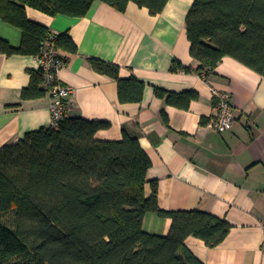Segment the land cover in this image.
I'll list each match as a JSON object with an SVG mask.
<instances>
[{
  "label": "crops",
  "instance_id": "obj_1",
  "mask_svg": "<svg viewBox=\"0 0 264 264\" xmlns=\"http://www.w3.org/2000/svg\"><path fill=\"white\" fill-rule=\"evenodd\" d=\"M192 4L169 0L155 15L135 2L122 11L96 0L85 16H51L32 7L27 14L55 34H68L78 47L59 48L66 60L59 78L74 89L67 117L108 121L110 127L96 134L100 140L138 136L152 162L145 193L156 194L160 208L206 211L230 224L218 246L188 236V249L205 264H264V75L225 56L203 77L187 34ZM0 38L18 47L22 30L0 18ZM93 58L118 64L122 79L141 81V100H120L118 81L96 71ZM176 62L190 70H175ZM38 69L35 55L0 53V150L51 125L49 94L21 98L30 71ZM212 87L232 97L235 122L223 133L209 125L216 117ZM157 89L194 90L198 97L180 108ZM171 225V218L148 212L143 229L166 236Z\"/></svg>",
  "mask_w": 264,
  "mask_h": 264
},
{
  "label": "trees",
  "instance_id": "obj_2",
  "mask_svg": "<svg viewBox=\"0 0 264 264\" xmlns=\"http://www.w3.org/2000/svg\"><path fill=\"white\" fill-rule=\"evenodd\" d=\"M96 0H0V18L22 30L16 47L0 38V53L36 55L51 34L28 17L27 7L48 15L85 16ZM119 10L130 2L152 14L169 0H102ZM191 55L209 74L231 56L264 75V0H193L186 18ZM58 48L77 51L68 34H55ZM94 69L115 78L123 102L141 100V81L120 78V66L91 59ZM179 62L174 69H182ZM189 71L188 67L184 68ZM23 100L48 94L43 70H32ZM171 105L188 108L196 91L157 89ZM108 121L66 117L0 150V264H205L186 246L195 236L221 244L230 224L201 210L167 211L145 185L152 164L138 136L100 140ZM154 192L157 183L152 182ZM172 219L166 236L143 229L145 215Z\"/></svg>",
  "mask_w": 264,
  "mask_h": 264
},
{
  "label": "built area",
  "instance_id": "obj_3",
  "mask_svg": "<svg viewBox=\"0 0 264 264\" xmlns=\"http://www.w3.org/2000/svg\"><path fill=\"white\" fill-rule=\"evenodd\" d=\"M54 38L55 33L51 32L42 42L41 50L35 56L39 68L43 70L44 84L51 98V125L57 127L68 116L70 109L68 98L74 89L71 85L62 83L59 78V71L65 66L66 60L56 46ZM201 75L206 77L205 72H202ZM211 90L216 97V117L210 121L209 125L216 131L223 133L232 129L235 122L232 97L230 93L220 91L215 87H212Z\"/></svg>",
  "mask_w": 264,
  "mask_h": 264
}]
</instances>
